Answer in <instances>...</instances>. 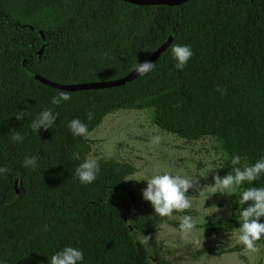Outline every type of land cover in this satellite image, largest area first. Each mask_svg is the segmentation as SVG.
Masks as SVG:
<instances>
[{
	"label": "trees",
	"instance_id": "1",
	"mask_svg": "<svg viewBox=\"0 0 264 264\" xmlns=\"http://www.w3.org/2000/svg\"><path fill=\"white\" fill-rule=\"evenodd\" d=\"M40 34L46 41L41 53ZM169 36L172 43L153 71L118 87L63 91L71 100L60 105L51 101L61 90L23 68L25 62L32 73L63 85L114 80ZM173 43L192 49L183 70L175 67ZM135 108L150 109L153 123L177 137L219 141L226 175L234 155L242 157L240 167L264 158V0H190L177 7L0 0V168L9 170L0 174V264H50L68 246L84 253L80 264H169L155 232L174 223L143 199L147 182L129 179L130 164L98 160L101 171L91 184L75 176L90 143L74 136L69 122L78 118L91 133L107 115ZM45 109L58 119L34 131L31 124ZM14 129L22 142L12 140ZM32 156L39 157L37 167H24ZM250 187H264V174L237 189L228 220L206 227L236 231L249 206L238 203L240 193ZM143 235L151 237L148 244L140 242Z\"/></svg>",
	"mask_w": 264,
	"mask_h": 264
},
{
	"label": "rangeland",
	"instance_id": "2",
	"mask_svg": "<svg viewBox=\"0 0 264 264\" xmlns=\"http://www.w3.org/2000/svg\"><path fill=\"white\" fill-rule=\"evenodd\" d=\"M154 136L161 138L155 145L151 143ZM88 140L87 158L91 155L98 160L130 164L134 168L130 180H147L169 172L198 181L188 192L192 208L173 213L167 218L174 224H164L155 232L159 253L169 264H264V244H257L259 252L250 253L238 243L236 231L206 227L228 220L239 195L237 190L229 194L213 193L205 188L214 185L215 175L222 178L226 175L227 158L219 141L210 137L191 141L162 131L153 123L152 111L143 108L107 115ZM213 154L219 159H213ZM182 215H191L197 221L200 243L182 237L178 219Z\"/></svg>",
	"mask_w": 264,
	"mask_h": 264
},
{
	"label": "clouds",
	"instance_id": "3",
	"mask_svg": "<svg viewBox=\"0 0 264 264\" xmlns=\"http://www.w3.org/2000/svg\"><path fill=\"white\" fill-rule=\"evenodd\" d=\"M171 53L177 61L175 67L183 70L189 60L193 57L190 46L173 43L171 45ZM135 73L144 76L153 71L155 64L150 61L138 62L134 66ZM216 91L221 95H226L227 90L217 88ZM71 100V95L61 91L57 96L52 98L53 105H60L62 102ZM88 119L93 118L92 113L87 114ZM17 120L23 118V113L16 116ZM58 119V114H54L50 109L43 110L38 117L33 120L31 127L34 131L39 132L40 129H50ZM69 129L74 136L89 138L90 133L88 126L80 119H73L69 122ZM14 142H22L24 137L15 129L10 133ZM159 136L151 138L152 144L160 142ZM38 156L25 157L23 166L35 169L37 167ZM213 159H219L213 154ZM242 157L234 155L231 159L232 171L223 178L219 175L214 176V185L205 186L210 188L213 193H233L245 182L253 184L262 174H264V158L258 160L254 165L245 164L240 167ZM9 170L4 167L0 168V174H5ZM100 165L97 158L89 155L75 169V176L82 184H91L98 178L100 173ZM147 187L142 191L143 199L150 202L155 210V214L160 217H172L174 212L183 213L192 208V200L188 195L190 189L197 186L198 181L186 175H173L169 172L153 175L146 180ZM204 188V189H205ZM203 189V190H204ZM249 202H251L249 204ZM241 205L248 204L243 207L240 212V227L236 229L235 235L238 243L242 244L247 252L257 253L259 247L257 242L264 239V223L260 220L264 217V187H250L240 193L238 201ZM179 229L182 237L185 239H193L196 243H200L198 238L197 221L191 215H182L179 218ZM45 231L48 227L45 226ZM151 240L150 236H141L140 242L148 244ZM84 260V253L75 247H65L63 250L56 252L50 258V264H80Z\"/></svg>",
	"mask_w": 264,
	"mask_h": 264
},
{
	"label": "water",
	"instance_id": "4",
	"mask_svg": "<svg viewBox=\"0 0 264 264\" xmlns=\"http://www.w3.org/2000/svg\"><path fill=\"white\" fill-rule=\"evenodd\" d=\"M119 1H122V2H125L128 4H132V5H136V6H158V5H162V6H168V7H177V6L183 5L184 3H186L190 0H119ZM40 35H41V39H42V44H41V47L39 49V53L42 52V50L46 44L44 36L42 34H40ZM171 43H172V36H169L167 38V40L165 41V43H163L160 47H158V49H156L154 52H152L142 62L150 61L153 63L168 48V46ZM23 68H24L25 72L30 77L35 79L36 81H38L44 85H47L53 89H57V90H61V91H68V92L81 91V90H98V89H107V88H112V87H118V86H122V85H125V84L131 82L137 76H139L138 73H135V71L133 69L127 75H125L121 78H118V79H114V80L63 85V84H59V83H54L50 80L45 79L42 76H39L35 73H32L31 71H29L25 67V62H23ZM18 196H19V190L16 189L15 190V196H14L12 202L16 201ZM131 214H132V216L135 215V212L133 209L131 211Z\"/></svg>",
	"mask_w": 264,
	"mask_h": 264
}]
</instances>
